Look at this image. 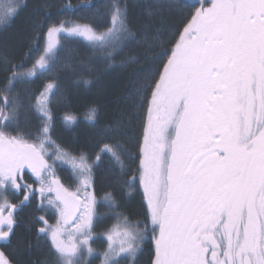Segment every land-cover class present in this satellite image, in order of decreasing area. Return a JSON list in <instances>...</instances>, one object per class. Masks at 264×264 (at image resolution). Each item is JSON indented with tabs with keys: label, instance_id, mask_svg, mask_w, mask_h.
Returning <instances> with one entry per match:
<instances>
[{
	"label": "snow or ice",
	"instance_id": "6c2138e0",
	"mask_svg": "<svg viewBox=\"0 0 264 264\" xmlns=\"http://www.w3.org/2000/svg\"><path fill=\"white\" fill-rule=\"evenodd\" d=\"M95 6L69 2L60 11ZM23 7L21 0H0V27ZM49 7L40 6L45 17ZM166 7L179 24L171 34L155 30L156 48L166 47L151 57L161 63L150 83H140L146 69L132 73L120 116L110 124L98 127V109L88 110L95 155L53 138L56 73L71 51L65 37L101 51L108 68L126 47L147 40L148 32L134 31L122 0H111L103 24L60 20L43 33L41 49L37 23L19 57L0 51V264H21L18 256L41 245L55 259L39 264H123L149 240V264H264V0H169ZM34 51L40 54L33 60ZM41 77L47 79L38 91L24 87ZM21 87L34 101L27 107L35 123L24 116ZM60 119L65 126L79 122L73 115ZM105 155L119 165L121 186L142 192L144 221L131 223L115 194L98 189ZM65 166L70 171L61 175ZM33 205L43 214L30 218L29 232L39 226L25 238L22 213ZM101 205L117 221L105 232H97L107 219ZM102 238L107 247L100 251L93 244Z\"/></svg>",
	"mask_w": 264,
	"mask_h": 264
},
{
	"label": "trees",
	"instance_id": "16d2710c",
	"mask_svg": "<svg viewBox=\"0 0 264 264\" xmlns=\"http://www.w3.org/2000/svg\"><path fill=\"white\" fill-rule=\"evenodd\" d=\"M71 3L74 6L85 3L86 0H25L22 5L24 7L14 21L5 27H0V51H6L9 55L19 57L25 50L27 38L31 34L33 25L39 23L42 25V34L39 41V46L42 49L44 45L43 33L47 31V27L52 24H57L60 20L78 19L84 17V22L96 21L99 24L106 22V11L111 3V0H91L96 6L91 9H83L77 13L61 12V6L66 3ZM127 6L129 19L131 20L134 31H138L141 36L145 32L149 33L147 40L141 39L137 43L126 47L120 56L116 58L113 67L101 62L98 58L103 55L101 51L91 50L88 43L79 38H64V43L71 50L64 57L61 66L57 69L59 75V83L61 92L56 102V128L53 138L57 144L64 148L76 150L83 149L89 152L90 155H95L98 151L94 147L96 140V129L87 122L86 116L90 107H96L99 113L98 127L110 124L120 116V111L123 104L120 103V98L123 96L131 78L132 73L138 69H146L140 73L143 79L140 83L145 87L150 83L148 79L160 66L161 60L153 61L151 57L158 56L163 47L156 48L158 41L154 40L155 30L161 29L168 34L175 31L179 24V18L167 12V4L169 0H122ZM187 3H195V0H187ZM41 5H51L47 10L50 15L45 17L43 11L40 10ZM149 9L154 10L153 15H149ZM39 51H34L31 59L37 57ZM129 58H138L140 63H125L121 64V60ZM83 59L88 68L81 66L79 61ZM90 68V70H89ZM52 75V74H50ZM46 77H41L34 84H29L24 87L32 91H38ZM90 80L91 83L84 84L83 80ZM0 87H3V74H0ZM24 87L18 88L23 102L25 104L24 116L31 122H36V114L33 110L27 107L28 104L34 101L28 99L25 94ZM28 110H30L28 112ZM65 115H73L78 118V123L71 128L65 126L60 119ZM110 156H103L100 166V180L98 189L103 191H111L115 194L118 203L121 207L118 209L128 217L131 223L145 220V206L143 203V194L140 190L135 189L130 194L128 190L121 186L118 182L119 166L110 168L107 162ZM135 167V165H133ZM64 174L69 173L67 166L63 169ZM33 211L27 216L31 218ZM40 215V214H36ZM36 224H32V232L24 231L21 233L25 238L34 236ZM144 251L138 255L135 261L129 264H149L153 256V244L146 241L143 245ZM21 264H39L40 261H54L49 254L46 245H41L39 248H34L31 253H23L17 257Z\"/></svg>",
	"mask_w": 264,
	"mask_h": 264
},
{
	"label": "flooded vegetation",
	"instance_id": "af4514ba",
	"mask_svg": "<svg viewBox=\"0 0 264 264\" xmlns=\"http://www.w3.org/2000/svg\"><path fill=\"white\" fill-rule=\"evenodd\" d=\"M25 0H21V3L23 4ZM61 175H65L64 174V171L61 172ZM29 182L31 183L32 180H29ZM100 213L104 216L107 217V219L104 221V223L97 229V232H105L108 228H110L112 225H114L117 221L116 219L112 216L110 217V213L109 211H107L108 209L104 206L101 205L100 207ZM33 211V215H36V214H43V213H37L35 211V205H33L32 207H26L24 212L22 213V224H21V228H20V233H23L24 231H27V225L30 223V219L27 218V216L30 214V212ZM119 211V210H118ZM32 215V216H33ZM49 221L50 222H54L52 219H51V214H49ZM131 222V221H130ZM37 225V224H36ZM39 225H37L38 227ZM95 246H101L100 249L101 251H103L104 248L107 247V243H106V240L105 239H100L98 241H96V243L93 244V247L95 248ZM98 249V247H97ZM7 251V250H6ZM52 259H55L53 256H51ZM92 264H100V260L99 259H93L92 260Z\"/></svg>",
	"mask_w": 264,
	"mask_h": 264
},
{
	"label": "rangeland",
	"instance_id": "374dc122",
	"mask_svg": "<svg viewBox=\"0 0 264 264\" xmlns=\"http://www.w3.org/2000/svg\"><path fill=\"white\" fill-rule=\"evenodd\" d=\"M68 38H74V37H68ZM79 39H81V40H83L82 38H79ZM84 42H86L87 43V41H85V40H83ZM39 54H40V52H38L37 53V57L39 56ZM25 111V110H24ZM72 127H74V125L73 126H71V128ZM107 163H109V167L110 168H115L116 166H119L118 164H117V162L116 161H114L111 157L107 160V162H104V163H102V164H106L107 165ZM100 207L101 206H98V211L100 212ZM107 208V207H106ZM108 210L107 211H109V213H110V217H112L113 216V214H112V211L109 209V208H107ZM114 217V216H113ZM117 223V222H116ZM134 224V223H133ZM98 247V250H100L101 251V249H100V247L101 246H97ZM97 247L95 246V248L97 249ZM133 261H135V259H133V258H127V259H124V261H123V264H129L130 262H133Z\"/></svg>",
	"mask_w": 264,
	"mask_h": 264
},
{
	"label": "bare ground",
	"instance_id": "6f19581e",
	"mask_svg": "<svg viewBox=\"0 0 264 264\" xmlns=\"http://www.w3.org/2000/svg\"><path fill=\"white\" fill-rule=\"evenodd\" d=\"M30 110H28V112H29Z\"/></svg>",
	"mask_w": 264,
	"mask_h": 264
}]
</instances>
